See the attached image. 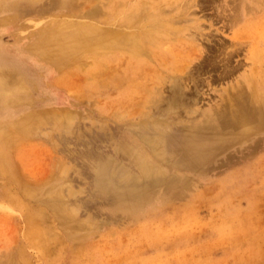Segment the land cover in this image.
Wrapping results in <instances>:
<instances>
[{"label":"rangeland","instance_id":"obj_1","mask_svg":"<svg viewBox=\"0 0 264 264\" xmlns=\"http://www.w3.org/2000/svg\"><path fill=\"white\" fill-rule=\"evenodd\" d=\"M3 1L0 264H264V119L198 161L181 130L239 91L264 107V0ZM72 23L97 39L57 65L32 50ZM133 140L164 176L139 178Z\"/></svg>","mask_w":264,"mask_h":264},{"label":"bare ground","instance_id":"obj_2","mask_svg":"<svg viewBox=\"0 0 264 264\" xmlns=\"http://www.w3.org/2000/svg\"><path fill=\"white\" fill-rule=\"evenodd\" d=\"M24 1L25 2L28 1L31 3L37 2V0H24ZM70 1L71 0H62L61 2L62 4L64 3L65 5L66 3H69ZM11 3L13 2H5L3 0H0V6H6ZM98 35H99V32L96 31L91 26H87L81 23L67 24L64 27L63 26L60 27V29L57 31L47 34L41 38H38L35 41V44L32 45L33 46L32 50L34 49L36 54L40 58H43L57 65L59 62L62 61L61 58H63L67 52L75 51L81 45L93 42L94 40L97 39L96 37ZM104 36H105L106 43L110 44L111 42L112 43L114 42V31L107 29L106 34ZM117 37H118L119 42H123L125 40V37H123L121 34H118ZM1 79L2 78L0 76V80ZM247 95H249L247 94V92L245 93V96H244V93H241L239 91L237 92V95L234 97V99L229 100L228 108L223 107L220 110L209 113V114L203 113L202 120L197 121L195 119L190 122V126H182L181 130L187 131L185 135L186 144L183 145L185 149L182 147V149L184 150L183 152L186 154L185 156L187 158H189L190 160L198 161L199 158H201L207 152L209 148V146L203 147L204 144L202 143L205 141H210V140L215 139V137L218 134L219 135L223 134V132H226V131L227 132L237 131L238 133H235V135L238 134L242 138L243 135H247L248 133L253 132L254 130H257L258 125L254 118H255V115H257L264 119V107H260L261 102H260L259 107H255L254 104H252L251 106L247 99L248 98ZM174 98L175 96L172 97L171 101L168 100L171 106L176 103V99ZM251 110L255 115H253ZM30 118L32 119H29V120L32 121V120L37 119L38 117L32 116ZM24 120H21L19 125L22 126V128L26 129L25 127L26 125H24V122H25ZM172 124L173 123L169 122L168 124L155 125L154 123L153 125V127L155 128L158 134V141L162 145L164 142L163 140H164V135L166 131H168L169 129H173ZM175 125H179V124L175 123ZM152 132H155V131H152ZM235 139H238V136L235 137ZM143 140L147 142V138L144 137ZM147 143L148 145H150L149 144L150 142H147ZM162 151L160 150V155L158 156L160 159H162V156H163ZM148 152L143 148L142 145L138 143V141L133 140L131 145H129L128 152H125V153L130 158V162L133 168L137 167L139 171L137 172L139 175V178L149 179L150 177H152V175L159 176V177L164 176V174L162 173L161 167L156 165L154 160L150 159ZM106 174L103 172V175H106ZM109 175L111 177V174ZM136 177L138 176L133 175L129 177V179L130 178L137 179ZM123 182L127 183V181H123ZM128 185L130 187V185L133 186L135 184L129 183ZM127 189L128 190L125 192L126 195L136 196V195H140L143 193L141 190L136 189L134 187L127 188ZM59 211H61L64 215H66L65 218L68 220H70L74 216L73 211L71 212L66 209L64 210L62 207L59 208Z\"/></svg>","mask_w":264,"mask_h":264}]
</instances>
